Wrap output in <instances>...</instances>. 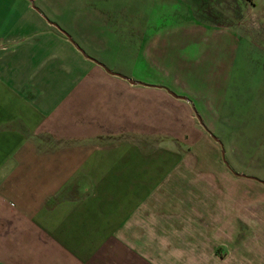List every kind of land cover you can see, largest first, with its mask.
Returning a JSON list of instances; mask_svg holds the SVG:
<instances>
[{
	"label": "crops",
	"instance_id": "0c3cea01",
	"mask_svg": "<svg viewBox=\"0 0 264 264\" xmlns=\"http://www.w3.org/2000/svg\"><path fill=\"white\" fill-rule=\"evenodd\" d=\"M201 1H182L183 26L187 5L200 25L188 34L226 25ZM55 15L46 0H0V264H264V209L225 201L221 183L215 218L202 215L190 178L205 173L185 168L191 153L171 157L175 136L185 148L209 135L202 96L225 90L227 74L185 65L171 81L187 93L148 85Z\"/></svg>",
	"mask_w": 264,
	"mask_h": 264
},
{
	"label": "rangeland",
	"instance_id": "374dc122",
	"mask_svg": "<svg viewBox=\"0 0 264 264\" xmlns=\"http://www.w3.org/2000/svg\"><path fill=\"white\" fill-rule=\"evenodd\" d=\"M58 1L46 0L47 6L57 12L55 18L73 31L79 28L91 32L94 44L104 43L99 59L116 73L151 86L173 89L177 94L187 93L171 81V74L179 67L187 65L197 73L217 72L219 69L227 74L228 80H223L225 90L217 93L204 91L206 94L202 96L205 100L212 98L206 104L212 106L213 103L208 112L213 120L206 118L210 127L201 124L209 135L204 137L199 130L194 136L192 133L191 137L187 135L195 144L191 147L184 142L185 148L182 147L183 138L175 136L177 143L170 145L171 157L191 153L193 156L184 163L185 168H197L202 175L205 173L202 181L197 180L198 176L190 178L192 185H196L193 186V195L199 198L197 202H200L202 215L204 207H207L208 217L215 218L221 183L225 188V201H237L240 206L250 203L251 206L254 204L256 212L263 210L264 0L201 1V7L212 10V15L207 12L211 23L234 26L230 27L229 33L224 26L211 25L206 31L196 34L185 32L186 29L200 27L190 19L195 6L193 9L186 6L184 26L183 17H179L184 12V0H177V4H171V0H68L71 2L66 4L63 3L65 0ZM217 34L224 35L216 62L220 43ZM225 49H229L230 54H226ZM199 107L205 118L204 108ZM146 124L149 126L143 130H151L152 123ZM147 134H151L150 139L160 135L155 132ZM212 136L217 137L222 145ZM152 143L162 142L155 140ZM164 143H170V140L165 139ZM222 150L230 170L223 161ZM236 174L257 181L243 179ZM228 186L232 187L231 193L227 192Z\"/></svg>",
	"mask_w": 264,
	"mask_h": 264
},
{
	"label": "water",
	"instance_id": "95a60500",
	"mask_svg": "<svg viewBox=\"0 0 264 264\" xmlns=\"http://www.w3.org/2000/svg\"><path fill=\"white\" fill-rule=\"evenodd\" d=\"M109 74H113L110 70H106ZM113 75H115V74H113ZM131 84H133V85H141V83H139V82H135V81H132V80H130L129 81ZM171 94V93H170ZM214 138V140L216 141V142H218L219 143V140L216 138V137H213ZM222 155H223V160H224V163L226 164V166L227 167H229V165L227 164V162H226V160H225V152L223 151L222 152ZM238 177H242V178H248V177H246V176H243V175H239V174H236ZM249 179H251V180H255V181H257L256 179H254V178H249ZM264 184V183H263Z\"/></svg>",
	"mask_w": 264,
	"mask_h": 264
}]
</instances>
